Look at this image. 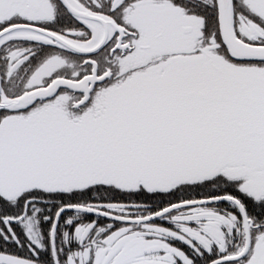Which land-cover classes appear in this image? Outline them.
Listing matches in <instances>:
<instances>
[{
	"label": "snow or ice",
	"instance_id": "obj_1",
	"mask_svg": "<svg viewBox=\"0 0 264 264\" xmlns=\"http://www.w3.org/2000/svg\"><path fill=\"white\" fill-rule=\"evenodd\" d=\"M0 264H264V0H0Z\"/></svg>",
	"mask_w": 264,
	"mask_h": 264
}]
</instances>
